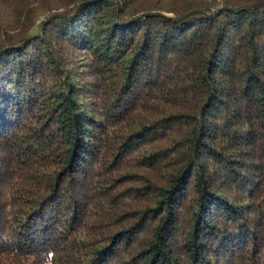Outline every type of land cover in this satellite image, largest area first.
<instances>
[{
  "label": "trees",
  "instance_id": "16d2710c",
  "mask_svg": "<svg viewBox=\"0 0 264 264\" xmlns=\"http://www.w3.org/2000/svg\"><path fill=\"white\" fill-rule=\"evenodd\" d=\"M0 264H264V0H0Z\"/></svg>",
  "mask_w": 264,
  "mask_h": 264
}]
</instances>
